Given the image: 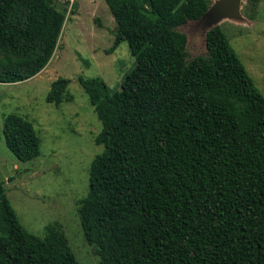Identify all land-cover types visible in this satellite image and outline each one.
<instances>
[{
  "label": "trees",
  "instance_id": "1",
  "mask_svg": "<svg viewBox=\"0 0 264 264\" xmlns=\"http://www.w3.org/2000/svg\"><path fill=\"white\" fill-rule=\"evenodd\" d=\"M136 58L120 88L78 80L102 122L84 235L101 264H264V95L220 25L206 52L187 56L182 27L209 0H105ZM66 13L55 0H0V83L38 75L58 47ZM57 78L47 101H73ZM18 159L41 154L34 124L4 118ZM0 264H79L59 223L27 230L0 178Z\"/></svg>",
  "mask_w": 264,
  "mask_h": 264
},
{
  "label": "rangeland",
  "instance_id": "2",
  "mask_svg": "<svg viewBox=\"0 0 264 264\" xmlns=\"http://www.w3.org/2000/svg\"><path fill=\"white\" fill-rule=\"evenodd\" d=\"M66 13L58 47L49 64L36 76L18 83H0V178L21 222L35 235L59 223L79 264H101L95 246L88 243L80 222L78 200L89 187L92 160L104 146L95 141L102 129L89 96L78 77H101L112 90L136 63L129 43L111 53L117 23L105 0H55ZM210 5L215 0H209ZM220 25L264 95V0H244L242 18ZM208 17L188 21L187 56L206 52ZM70 79L73 101L59 106L47 101L52 83ZM17 113L30 120L40 138L41 154L22 161L8 147L4 118Z\"/></svg>",
  "mask_w": 264,
  "mask_h": 264
},
{
  "label": "water",
  "instance_id": "3",
  "mask_svg": "<svg viewBox=\"0 0 264 264\" xmlns=\"http://www.w3.org/2000/svg\"><path fill=\"white\" fill-rule=\"evenodd\" d=\"M243 2L244 0H215L202 18L208 17L211 27L224 19H240Z\"/></svg>",
  "mask_w": 264,
  "mask_h": 264
}]
</instances>
